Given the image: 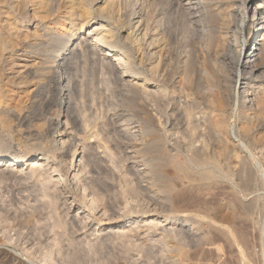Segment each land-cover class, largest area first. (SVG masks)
Here are the masks:
<instances>
[{"label":"rangeland","instance_id":"obj_1","mask_svg":"<svg viewBox=\"0 0 264 264\" xmlns=\"http://www.w3.org/2000/svg\"><path fill=\"white\" fill-rule=\"evenodd\" d=\"M181 52L175 49L174 55L184 54ZM174 55L166 67L171 81L161 85L165 88V96L159 97H163V103L158 97L140 96L129 87L125 80L132 81V76L137 77L135 73L128 75L123 84L95 56L92 59L83 53L75 59L71 76L77 82L69 103L77 123L65 130L63 141L67 144L63 149L53 151V145L50 151L38 147L45 143L41 141H48V136L51 138V122L57 119L61 99L64 100L52 84L40 89L39 98L36 96L31 110H27L29 118L27 113V117L24 115V125L16 121L10 129L0 128L3 154L21 156L33 151L48 157V163L39 161L44 165L34 172H0L1 247L24 262H34L28 264H264V184L260 180L264 171V129L260 125L264 117L251 120L252 116L241 107L242 87L237 88L231 103L217 88H212L217 93H213L212 101L193 93L186 100L187 89L180 80L176 81L183 79V69L173 63ZM140 73L149 78L148 70ZM204 88L207 90L202 87L201 91ZM218 99L223 109L215 103ZM214 120H223V131L212 127ZM37 130L42 133L40 138L27 135ZM209 156L212 165L199 168L191 160H208ZM176 165L188 170L189 175L185 170L187 174L183 175L181 170L180 177ZM69 166L73 168L71 173L66 172ZM204 171L212 172L214 179L199 181L198 175ZM88 200H92L94 208ZM244 207L252 208L254 225L243 219ZM73 217L79 218L74 221Z\"/></svg>","mask_w":264,"mask_h":264},{"label":"bare ground","instance_id":"obj_2","mask_svg":"<svg viewBox=\"0 0 264 264\" xmlns=\"http://www.w3.org/2000/svg\"><path fill=\"white\" fill-rule=\"evenodd\" d=\"M54 27H58V29ZM175 49H182L181 53H184L182 55L175 54V60L173 59V61H175L173 63L183 69V76L179 74L183 79L176 80H180L182 82L181 86L184 84L185 89H187L186 91L184 90L187 92H184L187 98H183L189 100L188 98L191 97V94L193 93L194 95L202 96V99L209 97L208 99L212 101L213 96L217 94L212 91L217 88L218 91H216L220 92L221 96L225 98V101L229 100L230 102V100H234L237 88L242 87L244 95L239 99L242 101V106H240L245 112L247 111L248 115L252 116L251 120H257L261 116L264 117V0H0V128L2 130H7L12 128L13 124L16 125L17 122V125H19L21 121L23 123L24 119L27 120V118H25L27 117V110L32 104H34V101L36 102V96L38 97L37 94L40 89L42 88L43 90L45 88H43V86L52 84V87L54 85L55 89L59 92L56 93L60 94L64 100L62 101L61 99L57 119L55 118V120L51 122V138L48 136L49 134L47 135L46 133L48 136L46 140L48 141L43 140V142L41 141L40 143H45L37 146L49 150V147L53 145V147H51L53 151L54 148L63 149L66 143L63 141V137L66 135L65 130L69 125L77 123L76 117L71 113L69 103L70 92L73 91V89H76L75 84L77 82H75L73 76H71L72 71L74 70L75 59H78L83 53L92 57V59L95 56V59L97 58V61L103 64L104 67L106 65V71H109L110 75H115L116 78L122 80V83L128 75L135 73L134 75L137 77L132 76V81L125 80L126 83L130 85L129 87L132 86L134 89H132L133 91L145 98H159L162 95L163 97L165 96L163 93L165 92V88H163L164 86H161L163 82L171 81L168 77L171 72L170 70H166V67L171 65L170 63H172L171 59L173 58ZM136 68L139 73L135 70ZM179 68L177 67V69ZM140 70H148L149 78H147L148 76L145 73V75L142 74L143 72L140 73ZM167 71L170 72L169 75L167 74ZM172 76L173 75H171V78ZM116 83H118V81ZM202 87L207 88V90L204 88L207 91L206 94H204L205 92H202L204 89L201 91ZM212 88L214 89L212 90ZM192 90L194 91L192 92ZM213 93L216 94L213 95ZM134 94L133 96H135ZM220 94H218L219 96L217 95L218 98H220ZM42 98L44 97L42 96ZM162 98H159V100ZM138 99H141V97ZM151 99L152 98H150V101ZM208 99L204 100L207 101ZM43 103L45 104V101ZM215 103H220V100L219 102L216 100ZM216 106L217 105L215 104L214 110ZM219 106L221 107V105ZM221 108L223 109V107ZM197 109L200 110L201 108L199 109L197 107ZM29 110H31V108ZM213 111L212 115H215ZM24 115L26 116L24 117ZM27 122L28 121H26V123ZM257 123L259 124V121H257ZM212 125H214L212 127L218 132L224 130L223 120H214ZM260 126L264 129V118ZM35 128H37V126ZM24 130L26 131V129ZM29 131L31 130L29 129ZM30 133L27 135H31V137L36 135L37 138H40V134H42L38 132V130L33 132L34 135ZM2 149H5V144L0 141V172L4 174L12 175V173L20 172L22 170L27 171V169H29L28 173L34 172L37 171V167L42 165L39 161H43L44 164L48 163V157L46 155L40 157L37 152H25V154L17 156L3 154L1 151ZM149 149L151 150L150 147ZM55 151L57 152L58 150ZM207 151L208 150L206 149V154ZM149 153L151 155V152ZM192 153L194 154V152ZM202 156L205 157L204 155ZM170 157H168L169 161ZM196 157L193 159H191L192 157H188L194 162V164H196L195 167L198 166L199 168L200 166H207V164L212 165L213 163L210 156V159L208 160H206L207 158H204L205 161L203 160V157L202 160L198 159V157L197 161ZM30 161H33L32 164ZM157 161L158 160H156V162ZM169 161L167 160V163ZM256 166L259 167L258 163ZM23 167H25V169H23ZM176 167L178 168L179 166L176 165ZM257 169L259 170V168ZM72 170L73 168L69 166L66 172L71 173ZM181 170L182 168L175 170L179 171L178 173L180 177ZM184 170H182L181 173ZM202 170L203 169H201V171ZM185 171L187 172L188 170ZM158 172L161 173L160 171ZM263 172L262 174L260 173L261 175L258 174L261 176H259L261 178L260 180L264 184ZM187 173L183 175H186ZM198 176L199 181L202 179L203 181L208 182L214 179V176L210 171H204ZM187 177L188 176H185V178ZM74 178H76V175H74ZM251 179L253 180V178ZM157 180L155 182H157ZM249 182H251V180H249ZM211 184L212 183H210V185ZM205 185L203 187H205ZM170 190H172L171 187L169 191ZM80 196L82 195L80 194ZM179 198L181 199V197ZM81 200L83 199L81 198ZM92 200H88L91 206L94 205ZM250 200H247L246 202L248 203ZM247 203L245 204L246 206ZM177 205L178 204H176V207ZM248 205L253 208V205H251L250 202ZM181 206L178 208H181ZM188 206H190V204ZM193 206L194 205L191 207ZM94 207L95 206H93V208ZM245 208L246 207H244V210ZM249 208L250 209L245 210L242 214L244 217H241H243L245 221L251 222H247L248 224H252L253 222L250 218L252 208ZM173 209L172 206V210ZM262 211L264 213V201L262 204ZM234 212L235 210L233 211L232 209L231 218L235 217ZM74 218L75 217H73V220ZM78 218L76 217L75 219ZM80 224H82V222ZM183 256L181 255V258ZM184 257L182 258V261H184ZM0 260V262L5 264L34 263L30 261V259H27L28 261L24 262L19 256L1 246Z\"/></svg>","mask_w":264,"mask_h":264}]
</instances>
